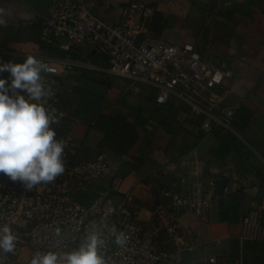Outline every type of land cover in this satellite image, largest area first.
I'll return each instance as SVG.
<instances>
[{
	"label": "crops",
	"instance_id": "1",
	"mask_svg": "<svg viewBox=\"0 0 264 264\" xmlns=\"http://www.w3.org/2000/svg\"><path fill=\"white\" fill-rule=\"evenodd\" d=\"M133 2L151 9L144 38L196 50L233 76L183 97L167 94L158 105L155 89L109 74L106 58L87 45L66 53L41 44L38 17L21 0H0V18L7 21L0 25V61L33 55L62 76L59 99L75 122V160L102 153L111 169L85 193L90 199L99 191L115 200L132 196L141 209L137 227L170 249L159 229L165 215L159 190L207 193L208 209L184 211L178 219L194 255L264 264V0H85L93 15L112 23ZM66 59L77 65L66 70ZM227 110L234 115L224 123ZM251 211L256 225L247 228L243 220Z\"/></svg>",
	"mask_w": 264,
	"mask_h": 264
},
{
	"label": "built area",
	"instance_id": "2",
	"mask_svg": "<svg viewBox=\"0 0 264 264\" xmlns=\"http://www.w3.org/2000/svg\"><path fill=\"white\" fill-rule=\"evenodd\" d=\"M151 9L140 2L122 8L118 22L101 20L93 15L85 0H54L47 18L37 21L38 41L70 53L87 45L91 51L106 58L108 73L140 83L157 91L155 103L166 102V96H178L202 83L220 86L233 74L223 66H211L193 49L170 44L164 40L144 38L145 21ZM77 63L66 59L65 69ZM51 96L46 107L55 110L57 123L51 125L57 139H64L65 171L48 184L26 191L20 182L0 174V225L10 224L18 237L14 252L0 251V264H30L36 251H71L79 246L86 231L101 230L106 244L103 249L109 264H231L212 252L194 255L196 247L187 231L182 230L179 216L184 211L199 215L208 209L211 197L204 192H183L176 186L159 190L165 215L159 229L164 232L170 249H163L137 227L141 209L132 196L115 200L107 191H99L88 204L77 200L98 179L109 176L111 169L102 153L93 160H75L76 144L72 138L75 122L60 104L62 76L42 74ZM233 111L224 113V123L233 118ZM184 183V180H180ZM256 212L244 218V227L256 225ZM123 232L124 245H117L115 236ZM59 230L60 235L56 234ZM236 264H243L242 257Z\"/></svg>",
	"mask_w": 264,
	"mask_h": 264
},
{
	"label": "clouds",
	"instance_id": "3",
	"mask_svg": "<svg viewBox=\"0 0 264 264\" xmlns=\"http://www.w3.org/2000/svg\"><path fill=\"white\" fill-rule=\"evenodd\" d=\"M0 25L7 21L0 18ZM49 66L36 56L23 62L0 61V174L20 182L26 191L56 180L65 171L64 149L67 143L57 139L51 125L57 123L54 109L46 107L51 89L46 88L42 74ZM115 236L117 245H124L123 232ZM59 236L60 232L57 230ZM18 237L10 224L0 225V251L14 252ZM106 241L101 230L93 227L85 232L78 247L71 251H36L30 264H109L103 249Z\"/></svg>",
	"mask_w": 264,
	"mask_h": 264
},
{
	"label": "water",
	"instance_id": "4",
	"mask_svg": "<svg viewBox=\"0 0 264 264\" xmlns=\"http://www.w3.org/2000/svg\"><path fill=\"white\" fill-rule=\"evenodd\" d=\"M26 3L32 11L37 15L38 18H47L49 9L51 8L54 0H43L39 7H36L33 0H21Z\"/></svg>",
	"mask_w": 264,
	"mask_h": 264
},
{
	"label": "trees",
	"instance_id": "5",
	"mask_svg": "<svg viewBox=\"0 0 264 264\" xmlns=\"http://www.w3.org/2000/svg\"><path fill=\"white\" fill-rule=\"evenodd\" d=\"M38 20H39V18H38ZM48 47H50V46H48ZM77 200H78L80 203H82V204H88V203L90 202V198H89L87 195H85V194L79 195V196L77 197ZM220 214H221V217H222V216H223V215H222V205H221Z\"/></svg>",
	"mask_w": 264,
	"mask_h": 264
},
{
	"label": "snow or ice",
	"instance_id": "6",
	"mask_svg": "<svg viewBox=\"0 0 264 264\" xmlns=\"http://www.w3.org/2000/svg\"><path fill=\"white\" fill-rule=\"evenodd\" d=\"M43 0H33V3L36 7H39L42 4Z\"/></svg>",
	"mask_w": 264,
	"mask_h": 264
},
{
	"label": "rangeland",
	"instance_id": "7",
	"mask_svg": "<svg viewBox=\"0 0 264 264\" xmlns=\"http://www.w3.org/2000/svg\"><path fill=\"white\" fill-rule=\"evenodd\" d=\"M234 259H237V258H234ZM229 262H231V264H236L237 263V261L235 260H233V262L232 261H229ZM236 262V263H235Z\"/></svg>",
	"mask_w": 264,
	"mask_h": 264
}]
</instances>
